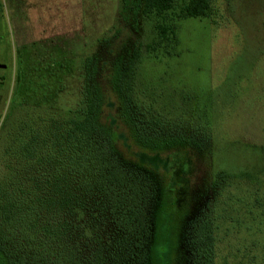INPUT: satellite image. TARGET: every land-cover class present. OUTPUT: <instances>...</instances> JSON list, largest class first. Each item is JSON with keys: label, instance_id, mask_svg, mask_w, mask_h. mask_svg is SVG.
<instances>
[{"label": "trees", "instance_id": "obj_1", "mask_svg": "<svg viewBox=\"0 0 264 264\" xmlns=\"http://www.w3.org/2000/svg\"><path fill=\"white\" fill-rule=\"evenodd\" d=\"M174 3L144 0L143 12L165 13ZM210 7L211 0H186L183 10L206 17ZM108 51L87 59L83 103L67 115L50 104L51 92L64 89L59 83L7 113L0 96L8 137L0 154V264H228L219 259L211 200L218 185L251 175L257 163L238 173L232 163L217 167L209 120L177 125L150 113L133 95L139 51L127 58ZM122 128L142 150L135 157L120 145ZM198 167L205 174L194 181Z\"/></svg>", "mask_w": 264, "mask_h": 264}, {"label": "rangeland", "instance_id": "obj_2", "mask_svg": "<svg viewBox=\"0 0 264 264\" xmlns=\"http://www.w3.org/2000/svg\"><path fill=\"white\" fill-rule=\"evenodd\" d=\"M68 1L0 0L4 112L59 83L63 91L49 100L67 115L83 103L88 58L101 60L110 48L117 58L139 51L130 75L141 105L170 124L209 120L217 167L232 163L237 172L257 163L251 175L218 185L211 202L220 262L264 264V0H211L208 16L191 18L186 0L148 14L144 0ZM162 27L173 32L163 35ZM120 132L121 147L135 157L142 150ZM7 140L0 128V154ZM204 174L198 167L194 181Z\"/></svg>", "mask_w": 264, "mask_h": 264}, {"label": "crops", "instance_id": "obj_3", "mask_svg": "<svg viewBox=\"0 0 264 264\" xmlns=\"http://www.w3.org/2000/svg\"><path fill=\"white\" fill-rule=\"evenodd\" d=\"M69 3H71V1L69 0L68 1ZM40 3V2H39ZM66 4V0H65V2H64V5ZM65 6H67V5H65ZM37 11V10H36ZM39 11V10H38ZM64 11H65V8H64Z\"/></svg>", "mask_w": 264, "mask_h": 264}]
</instances>
